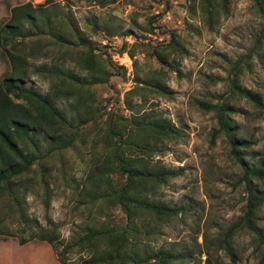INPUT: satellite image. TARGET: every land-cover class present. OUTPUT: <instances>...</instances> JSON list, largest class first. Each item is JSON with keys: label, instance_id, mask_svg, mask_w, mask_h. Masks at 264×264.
I'll return each instance as SVG.
<instances>
[{"label": "rangeland", "instance_id": "1", "mask_svg": "<svg viewBox=\"0 0 264 264\" xmlns=\"http://www.w3.org/2000/svg\"><path fill=\"white\" fill-rule=\"evenodd\" d=\"M25 1L0 0V22L8 17L11 6ZM30 2L37 20L52 11L58 15L57 20L73 22L78 41L91 46L100 63L109 64V72L104 78L99 63L90 70L78 67L71 59L77 54L74 49L61 52L62 47H49L44 26L37 46L32 40L24 48L30 68L25 85L46 92L49 78L42 71L31 69L67 68L87 82L93 113L96 107L105 106L103 113L110 108L128 120L131 111L145 112L160 116L179 130L177 136L159 140L149 155L155 164L174 170L175 174L146 193L151 201L176 207L177 212L161 217L147 211L136 213L134 222L139 234L132 250L141 254L158 249L170 252L162 263L152 264H264V202L254 213L262 242L245 227H237L224 236L229 225L242 214L244 186L236 181L242 171L227 136L217 130L214 110L202 105L225 101L230 127L241 144L238 153L249 165L264 163V15L260 10L264 0ZM206 7L211 8L210 19ZM171 32L177 43L174 51L162 46ZM257 35L259 41L254 44ZM112 40L118 46L125 41L126 49L132 43L133 55L127 68H117L106 59L112 50H107L108 54L105 45ZM78 41L73 46L78 48ZM237 59L239 68L234 82L254 93L258 105L232 91L231 65ZM8 70L9 62L0 45V76ZM135 76L141 81L158 79L169 93L137 91L129 95L128 108L124 91L134 85ZM53 102L72 123L78 122L80 116L72 103L60 98ZM104 116L97 113L94 121L89 119L80 125L82 141L77 138L47 157L51 178L47 205L42 203L43 194L36 179L19 187L18 199L27 215L26 231L20 230L23 222L18 221L14 207L4 203L0 191V264H80L90 254L72 244L80 234L104 220L116 227L123 224V213L117 206H92L87 200L89 190H82V180L100 152ZM68 134L64 132L65 137ZM91 141L96 142L94 149ZM51 142L44 136L41 145ZM253 185L264 192V179H253ZM46 225L54 230L52 243L36 238L17 242L19 232L25 234ZM8 230L16 233L9 235ZM65 246L68 248L61 253Z\"/></svg>", "mask_w": 264, "mask_h": 264}, {"label": "trees", "instance_id": "2", "mask_svg": "<svg viewBox=\"0 0 264 264\" xmlns=\"http://www.w3.org/2000/svg\"><path fill=\"white\" fill-rule=\"evenodd\" d=\"M95 1L102 3L113 0ZM203 1L206 3L208 0ZM260 10L264 15V8L260 7ZM205 11L207 19H210L211 8L206 7ZM57 16L51 11L40 16V21L37 20L34 7L30 0H27L11 6L8 17L0 22V45L9 62V70L0 76V191L4 195V203L14 207L18 221L23 222L20 230L26 231L24 228L27 215L20 206L19 187L36 179L41 186L42 203L47 205L48 192L51 189L49 185L51 178L46 165L47 157L61 148L70 146L77 138L81 139L83 136L78 133L80 125H84L89 119L94 121L97 113L100 117L104 114V131L101 132L99 141L100 152L96 161L90 164L89 174H86L82 180V190H89L87 200L92 206L94 204L99 208L108 205L117 206L123 213L124 222L116 227L113 223L104 220L103 224L84 231L72 244L90 252L89 256L81 259L80 264H152L154 261L162 263L170 255L168 250L158 249L142 254L132 250V244L139 234L134 215L147 211L161 217L177 212L176 207L151 201L146 193L157 185L165 183L175 174L174 170L155 164L149 159V155L159 140L177 136L179 130L160 116L145 112L131 111L128 120L110 108L103 113L101 110H104L105 106H101V109L99 106L96 107L93 113L88 99L91 93L87 82L67 68L47 66L31 69L42 71L43 75L49 78L46 92L41 93L31 85H25L24 79L29 74L30 68L26 64L28 53L24 48L26 45H31L32 40L35 41V47L37 46L44 26L50 38L49 47L52 49L62 47L61 52L74 49L77 54H73L71 59L78 67L90 70L93 69L94 64L99 63L104 78L109 72V64H101L92 47L78 41V30L73 22L69 21V24H66L57 20ZM71 36L78 41V48L73 46L75 40H72ZM259 37V35L255 37L254 44L258 43ZM119 46L120 49L124 48L125 41ZM162 46L165 49L175 50L177 43L173 32L167 43ZM39 47L41 48L42 45L40 44ZM127 52L132 57V43L127 48ZM106 59L117 68L124 69L122 65L113 63L109 57ZM231 68L232 91L258 105L259 99L254 93L239 87L234 82L239 68L238 59L232 62ZM145 90H153L161 94L169 93L167 86L158 79L141 81L135 76L134 85L124 91V100L128 108H131L128 104L129 95ZM54 98L72 103L74 110L78 112L77 115L80 116L78 122L72 123L65 111L54 104ZM202 105L206 109L214 110L217 130H223L227 136L233 156L242 171L236 179L244 186L242 214L229 225L224 236H229L237 227H245L262 242L254 213L258 205L264 202V192L257 190L253 185V179H264V163L249 165L238 153L237 148L241 144L235 139L233 129L230 127L225 101ZM124 127H127L126 131ZM40 132L42 135H39ZM64 132L69 133L67 137L64 136ZM44 136L52 139V142L45 146L41 145ZM95 145L96 142H92L91 148L94 149ZM53 231V228L46 225L30 229L25 234L19 232L17 242L23 243L28 239L36 238L52 243L55 239ZM7 233L14 235L16 232L8 230ZM67 248L68 246L62 247L61 253Z\"/></svg>", "mask_w": 264, "mask_h": 264}, {"label": "built area", "instance_id": "3", "mask_svg": "<svg viewBox=\"0 0 264 264\" xmlns=\"http://www.w3.org/2000/svg\"><path fill=\"white\" fill-rule=\"evenodd\" d=\"M105 46H107V48H108V49L106 48V51L107 50H112L110 54L107 51L108 54H109V59L113 63H115L117 65H122L124 68L125 67L127 68V62H130L129 61L130 56H129L128 52H127V49L126 48L120 49L119 48L120 46H118L117 43H115V41H113V40L110 41V42H107V44ZM106 51H105V53H106ZM108 104L110 106L111 102H109ZM109 106H108V108H109Z\"/></svg>", "mask_w": 264, "mask_h": 264}]
</instances>
